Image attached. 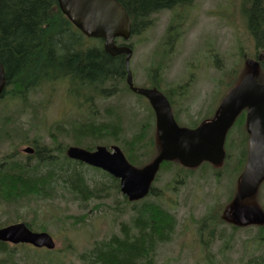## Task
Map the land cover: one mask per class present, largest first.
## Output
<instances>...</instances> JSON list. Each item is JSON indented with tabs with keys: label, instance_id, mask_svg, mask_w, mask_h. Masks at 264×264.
<instances>
[{
	"label": "rangeland",
	"instance_id": "1",
	"mask_svg": "<svg viewBox=\"0 0 264 264\" xmlns=\"http://www.w3.org/2000/svg\"><path fill=\"white\" fill-rule=\"evenodd\" d=\"M241 2L194 0L188 7L154 14L149 28L141 34L132 35L127 41L117 39V43L132 45L129 68L135 85L142 86L147 82L145 70L154 57L155 62L161 61L164 65L162 85L173 88L169 92L179 112L181 125L192 127L210 115L244 72L245 59L264 56L263 50H255ZM171 24L178 25V30L169 48L165 41L166 30ZM262 72L264 74L263 69ZM76 91L69 93L64 83H56L35 90L26 101L0 98V157L17 150L16 157L26 158L31 153H23L22 149L34 146L33 142L38 139L40 144L48 146L56 142L55 150L62 153V146L73 145L72 126L77 127L91 118L102 119L105 110L111 106L119 108L126 137L136 132L139 125L150 117L148 102L134 93L116 94L102 100L77 96ZM79 93L87 94L88 90L84 88ZM242 136L235 129L225 141L227 158L219 177L213 174L212 167L204 164L189 175L181 172L184 181L171 185L175 168L158 172L153 186L161 195L162 205L175 215L177 226L172 240L158 246L157 264H246L249 258L252 259L249 264H264V231L261 239L255 240L256 226L233 229L230 222L220 219L230 200L228 197L235 190L238 174L232 167L237 165L243 146L239 140ZM227 142L231 145L228 149ZM100 173L87 169L85 176L90 181L91 178H100ZM116 194L99 200L96 210H92V206L80 209L78 202L60 196L54 200L43 197L33 200L30 197L21 200V205L0 201V223L8 219L13 222L30 221L35 228L44 227L56 243L60 260L64 264H79L81 252L89 249L95 240L113 231L118 232V224L127 221L128 215L119 214L122 205L113 203ZM122 196L119 191L116 198L121 199ZM257 200L264 207V183L259 188ZM217 207L221 209L218 214L220 223H210L208 229L212 231V237L203 233L202 240L195 220ZM85 213L88 216L84 221L80 220L79 217ZM220 233L224 234L221 238L218 237ZM15 247L14 257L19 264H23L25 259L30 261L32 253L40 259L46 255L43 249L24 245ZM253 258H257L256 261Z\"/></svg>",
	"mask_w": 264,
	"mask_h": 264
},
{
	"label": "trees",
	"instance_id": "2",
	"mask_svg": "<svg viewBox=\"0 0 264 264\" xmlns=\"http://www.w3.org/2000/svg\"><path fill=\"white\" fill-rule=\"evenodd\" d=\"M117 1L125 8L131 21L132 36L147 30L154 14L162 10L188 7L194 0ZM241 1L247 31L255 50L264 51V0ZM177 30L178 25L171 24L167 28V47L172 46L170 41H174ZM128 45L132 47L131 44ZM163 52H166V49ZM155 60L154 57L146 68L147 82L141 87H154L163 91L173 105L169 92L173 88L164 86V89L162 85L164 65ZM0 61L6 75V88L0 98H18L26 101L27 96L35 90L46 84L56 83H64L67 92L72 93L76 89L77 96L85 95L86 98L91 96L106 100L116 94L132 93L125 82L124 56H110L104 52L101 38L84 37L60 11L57 0H0ZM260 65L264 71V56ZM261 81L264 82L263 79ZM84 88L88 93H79ZM148 109V120L142 122L131 136L126 137L122 131L119 108L111 106L105 110L102 119L91 118L82 121L77 127L72 126L73 145H81L80 147L89 150L97 145L106 148L115 145L121 149L129 163L142 167L150 162L158 151L154 115L149 106ZM174 117L178 121L177 110H174ZM242 123L243 117H239L235 125L236 130L244 134L243 138L239 139L243 146L237 158V165L233 166V172L236 174L241 172L246 159L247 136ZM56 128L59 129V126ZM85 141L88 144H83ZM54 144H40L38 139L33 142L34 153L26 158L16 157L17 150L0 157V162H3L0 164V201L21 205V200L30 197L42 195L54 200L60 196L78 202L80 209L92 206L91 209L96 210L99 200L111 194L118 195L117 179L99 169L67 158L65 150L68 145L62 146V153H58L55 150L58 145ZM228 147H231L230 142H227L226 148ZM172 167L177 175L186 171L174 161L162 162L159 171ZM87 169L101 172L100 178H91L89 181L85 176ZM181 181L183 179L176 183L180 184ZM116 196L113 203H116L115 206L117 203L122 205L119 214L128 215L127 221L118 224V232L113 231L102 239L95 240L89 249L81 252L78 256L79 264H157L158 246L171 241L175 233V215L162 205L161 195L156 193L153 185L149 194L137 201H129L125 196L117 199ZM231 197L230 195L228 200ZM220 210L218 207L212 208L195 220L202 240L203 233L212 237L208 226H211L210 223H220ZM87 216L85 213L79 219L84 221ZM10 222L13 220L7 219L0 223V227ZM26 222L28 226L35 225L30 221ZM37 228L46 231L44 227ZM232 228L239 229L235 226ZM257 228V233L253 236L255 240L261 239L264 225ZM223 235L220 233L218 237ZM15 250L16 248H10L8 244L0 242V264H19L14 257ZM43 251L46 254L43 259L36 258L35 253H32L30 261L25 259L23 264H64L58 256V249ZM253 259L256 261L257 258ZM251 262L252 259L249 258L246 264Z\"/></svg>",
	"mask_w": 264,
	"mask_h": 264
},
{
	"label": "water",
	"instance_id": "3",
	"mask_svg": "<svg viewBox=\"0 0 264 264\" xmlns=\"http://www.w3.org/2000/svg\"><path fill=\"white\" fill-rule=\"evenodd\" d=\"M60 11L84 36L101 38L103 50L110 56L123 55L125 81L131 92L143 96L155 115L156 156L142 167L129 163L118 146L110 149L98 145L93 150L69 146V159L99 168L119 182V190L129 201L144 198L163 161H178L186 168L202 162L222 165L224 141L237 115L246 110L245 129L249 135L247 158L240 173L234 196L224 208L221 218L234 225H264V210L256 195L264 180V83L260 80L259 62L245 60V70L224 95L216 116L195 128L179 126L166 96L157 88L137 87L133 83L129 62L132 49L117 45L116 38L126 41L131 36V22L125 8L117 0H57ZM6 87V75L0 61V97ZM32 153L33 148L22 149ZM0 241L27 243L36 248L52 250L56 243L48 232L29 230L23 222L0 228Z\"/></svg>",
	"mask_w": 264,
	"mask_h": 264
},
{
	"label": "flooded vegetation",
	"instance_id": "4",
	"mask_svg": "<svg viewBox=\"0 0 264 264\" xmlns=\"http://www.w3.org/2000/svg\"><path fill=\"white\" fill-rule=\"evenodd\" d=\"M171 99H172V97H171ZM170 101V100H169ZM172 102H173V105H172V111H173V115H174V110H176L175 109V106H174V101H173V99H172ZM220 103H221V100H220V102H219V104L217 105V107L211 112V114L210 115H207V116H204L200 121H198L195 125H193L192 127H189V128H195V127H197L198 125H200L201 123H203V122H205V121H209V120H211V119H213L215 116H216V114H217V111H218V109H219V105H220ZM180 111V110H179ZM177 116H178V120H179V112H177ZM241 118V117H243V129H244V131H245V133H246V140H247V146H248V139H249V135H248V133H247V131H246V129H245V121H246V110H242L239 114H238V116L236 117V120H234V122H233V124L231 125V127L228 129V131H227V134H226V140H227V138L228 137H230L231 135H232V133H233V131L237 128V126H235L236 124H237V119L238 118ZM177 121V120H176ZM180 126H184V127H187V126H185V125H181L180 123H179V121L177 122ZM232 132V133H231ZM243 134V133H242ZM243 136H244V134H243ZM242 136V137H243ZM33 148H34V146H32ZM34 151H35V149H34ZM34 153V152H33ZM32 153V154H33ZM32 154H28L27 156H29V155H32ZM226 157H227V155H226ZM226 157H225V159H226ZM224 162H225V160H224ZM208 166H210V167H212L213 168V170L215 171H213V174L215 175V176H217V177H219L220 176V173H221V171H220V169L223 167V165H224V163H223V165L222 166H220V167H215V166H213L212 164H210V163H207V162H205ZM186 171H183L185 174H187V175H189L190 174V172H192L193 170H195V169H198L199 168V166H197V167H195V168H185V167H183ZM233 168V167H232ZM219 171V172H218ZM175 176H176V178L174 179L173 178V183H176V181H178V180H182L183 179V181H184V177H182L181 176V174H179V175H177V174H175ZM183 181H181V183L183 182ZM178 183V182H177ZM45 199V196H42V195H39V197H33L34 199L33 200H37V199H43V198ZM263 210H264V207H263ZM17 222H23L25 225H26V227L29 229V230H31V231H34V232H42V231H44V230H42L41 228H35V227H33V225L32 226H28L27 225V222L26 221H16V222H13V223H17ZM10 224H12V223H10ZM8 225V224H7ZM6 226V225H5ZM3 243H6V244H8V246L9 245H13V247L14 248H16L15 246H18V245H24V246H29V247H32V248H35L34 246H32V245H30V244H25V243H18V244H12V243H9V242H3ZM12 248V247H11ZM35 249H37V248H35Z\"/></svg>",
	"mask_w": 264,
	"mask_h": 264
}]
</instances>
